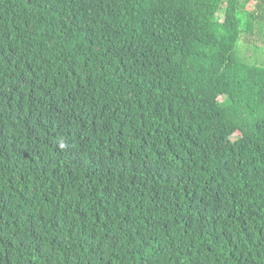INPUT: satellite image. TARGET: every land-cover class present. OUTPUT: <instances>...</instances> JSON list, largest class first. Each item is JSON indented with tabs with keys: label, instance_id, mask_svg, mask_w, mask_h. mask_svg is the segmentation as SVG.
I'll return each instance as SVG.
<instances>
[{
	"label": "trees",
	"instance_id": "obj_1",
	"mask_svg": "<svg viewBox=\"0 0 264 264\" xmlns=\"http://www.w3.org/2000/svg\"><path fill=\"white\" fill-rule=\"evenodd\" d=\"M263 50L264 0H0V264H264Z\"/></svg>",
	"mask_w": 264,
	"mask_h": 264
},
{
	"label": "rangeland",
	"instance_id": "obj_2",
	"mask_svg": "<svg viewBox=\"0 0 264 264\" xmlns=\"http://www.w3.org/2000/svg\"><path fill=\"white\" fill-rule=\"evenodd\" d=\"M261 39H257V41L254 43L256 46H260L262 47V43L260 41ZM253 49L254 46H251V42L249 43H245L244 41L241 42L240 47H239V51L240 53H242L243 55H245L248 59H251V56H253ZM262 54V56L264 57V50L261 52H259ZM258 55V54H257ZM223 97L221 96L219 98V101H222Z\"/></svg>",
	"mask_w": 264,
	"mask_h": 264
},
{
	"label": "crops",
	"instance_id": "obj_3",
	"mask_svg": "<svg viewBox=\"0 0 264 264\" xmlns=\"http://www.w3.org/2000/svg\"><path fill=\"white\" fill-rule=\"evenodd\" d=\"M250 9V6H248V10Z\"/></svg>",
	"mask_w": 264,
	"mask_h": 264
}]
</instances>
